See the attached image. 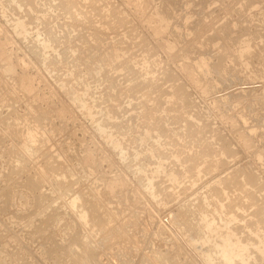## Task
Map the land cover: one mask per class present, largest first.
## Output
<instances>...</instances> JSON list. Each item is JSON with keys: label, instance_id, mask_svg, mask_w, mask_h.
I'll return each instance as SVG.
<instances>
[{"label": "rangeland", "instance_id": "obj_1", "mask_svg": "<svg viewBox=\"0 0 264 264\" xmlns=\"http://www.w3.org/2000/svg\"><path fill=\"white\" fill-rule=\"evenodd\" d=\"M0 48V264H264V0H0Z\"/></svg>", "mask_w": 264, "mask_h": 264}, {"label": "bare ground", "instance_id": "obj_2", "mask_svg": "<svg viewBox=\"0 0 264 264\" xmlns=\"http://www.w3.org/2000/svg\"><path fill=\"white\" fill-rule=\"evenodd\" d=\"M19 27H20V26H19ZM14 33H15V32H14ZM13 35H14V34H13ZM4 38H6V37H4ZM7 40H8V38H7ZM4 43H5V42H4ZM4 46H5V44H4ZM3 48H4V47H3ZM1 49H2V48H0V51H1ZM45 49H46V48H45ZM5 51H6V50H5ZM8 57H9V56H8ZM17 62H18V61H17ZM12 64H13V63H12ZM15 65H16V64H15ZM18 65H19V64H18ZM4 66H5V65H4ZM3 68H4V67H3ZM4 70H5V69H4ZM142 76H143V75H142ZM71 101H72V100H71ZM69 102H70V101H69ZM69 102H68V104H70ZM70 107H71V106H70ZM81 213H82V212H81ZM81 213H80V214H81ZM78 215H79V214H78ZM84 215H85V214H84ZM84 215H83V217H85ZM79 216H80V215H79ZM81 217H82V216H81ZM82 219H83V218H82ZM83 223H84V222H83ZM85 223H86V222H85ZM252 231H253V230H252ZM255 247H256V246H255ZM258 247H259V246H258ZM258 250H259V249H258ZM255 251H256V250H255ZM256 254H257V253H256ZM221 256H222V255H221ZM226 256H227V254H226ZM259 257H260V256H259ZM207 261H208V260H207ZM206 263H207V262H206Z\"/></svg>", "mask_w": 264, "mask_h": 264}]
</instances>
